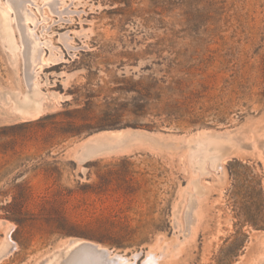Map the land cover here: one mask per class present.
Masks as SVG:
<instances>
[{
	"label": "rangeland",
	"instance_id": "1",
	"mask_svg": "<svg viewBox=\"0 0 264 264\" xmlns=\"http://www.w3.org/2000/svg\"><path fill=\"white\" fill-rule=\"evenodd\" d=\"M79 241L264 264V0H0V264Z\"/></svg>",
	"mask_w": 264,
	"mask_h": 264
},
{
	"label": "bare ground",
	"instance_id": "2",
	"mask_svg": "<svg viewBox=\"0 0 264 264\" xmlns=\"http://www.w3.org/2000/svg\"><path fill=\"white\" fill-rule=\"evenodd\" d=\"M11 6L15 12L16 20H31L30 14L22 9L19 2L13 1L11 2ZM21 34L23 37L26 78H29V80L32 81V79L35 78L32 74L33 67L42 62L41 50L35 39L32 37L31 32L24 29ZM123 134L124 133L121 131H109V133L104 134V138L115 139ZM60 256L62 257V262L60 264H134L122 256L111 255L109 250L85 241L71 243L69 248L63 251Z\"/></svg>",
	"mask_w": 264,
	"mask_h": 264
}]
</instances>
